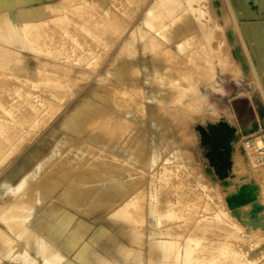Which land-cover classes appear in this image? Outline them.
Instances as JSON below:
<instances>
[{
	"label": "rangeland",
	"instance_id": "1",
	"mask_svg": "<svg viewBox=\"0 0 264 264\" xmlns=\"http://www.w3.org/2000/svg\"><path fill=\"white\" fill-rule=\"evenodd\" d=\"M105 1L106 0H47V6L44 8L38 7L31 12L18 13L16 16L19 17V19L15 22H31V26H29L28 29L24 28L22 30L19 28L15 30L17 32L15 35L16 44L26 45V47H33L36 49L40 48L39 51L11 49L0 42V47L5 46V48L9 49L6 50V52L3 51L7 54L0 55V73H2V75L0 74V78H34L36 81L40 78H59L57 79L58 85L60 87L62 86V88L59 87L60 97L62 99L60 103L63 101H66V104L70 103V105L67 104L70 106L68 109L72 108L73 99L72 93H69L67 90L69 85H76L78 83L77 80L85 81V78H106L105 82L99 84L98 87V115L96 124L90 130L93 137L83 144L85 146L90 144L88 146L92 151L90 152V156L87 160H83L80 163L75 161L74 163L66 164L65 174L58 179L61 180L59 182L60 186H64L65 188L60 187L62 191L61 189H59V191L61 192L50 191L41 194L38 192V196H33L34 200L31 205L35 209L41 208V210L44 211L42 212L47 215H55L57 213L65 217L76 215L78 218L83 219L85 221L83 222L90 228H93V226H98V223L106 220V215L104 213L117 210L121 207L120 204L125 205V203L130 201L134 196L137 195L140 200L143 198L146 199L151 183H158L157 178L161 176L162 169L167 167V169L170 168L173 171L177 170V167L180 166L181 171L179 170L178 174L176 173L177 177H172L170 175H167V177L172 179L169 182L170 185L176 186V188L173 189V197L170 199L174 209H176L181 220L182 218H188V221L176 224L177 227L174 229L175 232L183 236V239L191 232L194 222L203 215L205 206H207L206 204L209 203L210 207L215 212H221V210H223L225 213H229L228 208L226 211V199L244 184L255 186L257 190L256 202L261 210L258 218H262V220L259 223L248 219L243 220V218L238 216L233 217V220L242 227L241 236L245 239L241 240L242 242L237 241L238 244L237 242L236 244L235 242H230V245L233 246L231 249L236 252L235 254L230 252L231 256L230 253L229 255L223 256L214 253L215 256H213V252H211L212 245L215 244V242L220 243V245L223 243L220 240H201V249H203V251L195 253L196 256L193 254V260H197L198 258L196 264H198V262L199 264H237V262H242L240 264H252V260L249 259V261H247V258H255V255H259V257H257V261H255L256 258L253 259V264L255 262V264H257V262L258 264H263L264 180L263 174H259L255 168L247 165V149L244 143L253 142L258 137L264 140V131L244 138L240 135H233L234 137H231V135H227V132L224 131L221 126L236 125L234 115L239 116L242 122L245 123L252 117L257 115L260 116L261 110L264 111L262 96L251 79V76L231 79V77L217 64L216 57L223 56L231 61L234 50L240 46L238 37L232 30V18L230 17L231 14H229V9L226 7L223 0L194 1L193 3L202 8L204 13L197 10L196 15L198 19L192 22V30L197 33L193 45L187 46L182 53L178 52L170 56L166 54L163 55L160 51L161 54L157 59L152 60L150 56L153 47H142L140 40H137L134 46L126 45L127 43L125 42V38H127L132 31L129 27V18L134 16L133 14L137 12L139 7L138 3L127 4L125 0H119L122 2H119V8L122 5L126 6V8L123 10V7H121V10H117L114 14H111L112 16H110V18L114 21H110L98 11ZM17 2L23 3L24 0H17ZM142 2L143 13H147L149 11L147 9L149 6L147 2L152 3L154 0H142ZM263 2L264 0L232 1V5L239 6L240 14L242 13V16L240 15L242 22L252 23L255 25V29L259 28L256 32L253 30V33H255L254 35L252 33L255 39L257 38L258 40L259 38H262V40L264 39V34H262L264 30ZM95 6H98V8ZM61 8L63 9L62 11ZM124 11H126V13H124ZM248 11H251L252 14L249 12V15ZM246 12L248 18L246 17ZM251 15H255V17ZM259 15L260 17L258 18ZM139 17L138 15V19ZM58 19L59 22H56ZM84 19H89V22L85 21L87 24L86 27L99 33L103 41H105L104 43H91L90 38L85 35L82 28H79V26L74 32L79 36L80 42L83 43V49L75 47L63 36L62 30L64 31V27L65 29L67 28V24L69 28L72 26L73 21L84 24ZM50 20H52V22ZM201 22H204V24ZM47 23V29L44 30V27L46 28L45 24ZM102 23L105 25L103 26ZM63 24L66 25L63 26ZM183 24L184 23H182V25ZM40 29H42L43 32ZM71 29L73 30L72 27ZM37 30H40V32ZM39 33L41 35H39ZM257 34H259L260 37ZM207 39L210 40V43ZM255 43L257 47L256 53H260V57L258 56L257 58H259V60L261 58L259 62L263 63H260V67L256 62V66L260 67H258V72L259 75L261 74L260 79L264 85V77L262 78V76H264V57L261 55V53L264 54V52H261L264 48V41H262V43L258 41L257 43L256 40ZM166 44L167 43H164L162 46L160 45L157 51L161 47L164 48V46L167 45L168 47L171 46V44ZM259 45H261L262 49ZM42 47L43 50H41ZM87 49L92 51L90 55L85 54ZM190 50L197 52L192 56V59L189 57L187 58L185 55L190 52ZM217 50L219 54H217ZM13 52H25L24 54L27 56L23 58L8 57V54H12ZM49 52H51L52 55H50ZM59 54H63V57L55 60L56 56ZM49 55L52 57L51 59H49ZM213 55L215 57H213ZM31 56L33 58H31ZM66 57L68 60H66ZM80 57L82 58V64H78V59ZM117 59L118 64H120L121 75L125 79L124 83L118 82V77L115 75L103 74L108 68L115 69L111 67V65ZM65 61H67L66 64ZM143 61L152 62V65L149 66V70L152 73L150 76L153 78L151 82L157 88L155 90L158 95V101L156 103L149 102L141 97L145 91L142 78H146L142 68ZM16 64L17 66H14ZM212 65H215V75H207V77L209 76V80L203 81V79H205L203 73L209 70ZM54 67H57V70L54 69ZM260 71H262V73ZM3 73H10V75ZM161 80L164 82L163 84H160ZM219 85H221L222 91L218 89ZM42 87H45V85ZM42 87L41 89H43ZM102 91L105 92L101 95ZM82 93L80 92V94ZM233 96L238 97V99L231 102ZM102 98L105 99L104 102H100ZM136 100H138V104H135ZM150 110H153L154 115H150ZM151 120H156L157 123L161 125V129L157 130L155 127H152ZM49 129L48 127L45 131ZM215 129H217V131ZM229 131H231V129ZM159 134L164 135L165 138L162 139L161 136L159 139ZM152 138L155 139V142H153ZM169 138H172L173 141L179 144L182 156L178 159H171V162L165 163L164 160L169 156L167 151L173 147V145L172 147H168L173 143L166 141ZM39 139L40 138H38V140ZM35 143L31 144L27 148V151L31 150L35 146ZM221 143L224 145V148L221 147ZM155 146H159L162 149V157L157 164L152 163ZM213 151L217 154L221 151L223 152L222 158L231 160V170L227 176L224 174L226 164L220 162L215 156H212L211 154ZM98 154L105 155L107 158L106 161H109L105 166L106 174L108 175L106 179L101 177L102 170L99 169ZM236 156L241 158L243 162L240 160V162H236ZM21 158L22 157H19L17 159L18 163L21 162ZM211 160H214L215 166H212ZM117 165L124 166L127 169L137 168L141 171L134 181L136 188H133L131 195L125 199H122L120 194L114 193L111 189L101 186L102 184H109L111 167ZM207 169L211 171V177L215 180L209 177L210 175H208ZM5 172H8V169H6ZM1 178L2 176H0V179ZM68 179L72 180L69 182ZM199 181L209 185L207 192L197 187ZM223 181H226L227 186L222 184L224 183ZM98 184H100L99 188ZM68 186V190L70 191L68 196H65L63 192L66 191ZM98 192L103 194L100 196V200L103 201L100 206L104 207V202L110 201V194L116 196L115 200L118 201L117 206L106 207V209H108L106 210L107 212H103L104 209L98 207ZM36 197L37 199L35 201ZM142 209V207H138L137 209L128 207L127 212L132 216H138L140 218L142 217ZM242 209H244V207L241 208V211ZM2 211H6V207H4ZM223 222L225 225L230 222V213L229 216L228 214L227 216L224 215ZM134 227L135 228H127V230L135 231L142 236H146L148 235L147 233H149V229L146 228L143 219ZM8 232L13 236L12 241L17 240L11 230L0 225L1 236L4 233L9 237L10 234ZM36 232L40 234L38 230ZM125 235L124 238L120 236V240H129L130 242L135 240V242L131 244L127 243L134 248L131 251L129 250V254L126 256L122 255L119 258L112 254V252L105 251L106 248L99 245L98 248L101 249V254L96 255L95 264H98V259L107 264L109 262L115 264L118 260L122 261L123 264L158 263L156 260L151 261V259L152 257L156 259V257H161L164 254V251H157L155 249L156 246L160 245V242L165 244L166 253L169 254L171 252V250L167 248L171 240H151V242H149L148 240L136 239L132 237L131 234ZM0 240L8 239L4 236L1 237ZM227 240H230V238L228 237ZM181 243H183L182 245L200 244L198 240H193V242L190 243H186L183 240L179 244ZM226 244L229 245V243ZM215 246H218V244H215ZM181 251H184V249ZM240 252H242V256L239 254ZM260 254H262L261 257ZM198 256H200V258ZM227 256H229V258H227ZM71 257L70 254L69 260H71ZM237 257L238 260L240 258V261L237 260ZM181 259L179 264L189 263L188 260H185L186 256H183ZM162 263L176 264L173 254H170L168 260L166 259L162 261Z\"/></svg>",
	"mask_w": 264,
	"mask_h": 264
},
{
	"label": "bare ground",
	"instance_id": "2",
	"mask_svg": "<svg viewBox=\"0 0 264 264\" xmlns=\"http://www.w3.org/2000/svg\"><path fill=\"white\" fill-rule=\"evenodd\" d=\"M46 1L47 0H24L23 3H18L17 0H0V42L11 49L39 51L40 48L36 49L33 47H26V45L16 44L15 35L17 32L15 30H18L19 28H21L22 30L24 28L28 29V27L31 26V22L16 23L15 21L19 19V17L16 16L18 13L28 11L31 12L34 11L33 9L38 7L44 8L47 6ZM106 1L100 6L98 11L105 17H107L110 21H114L110 18V16H112L111 14H114L117 10H121V7H123V10H125L124 8H126V6L122 5L119 8V2H121L119 0ZM125 1L127 4L137 2L139 6L137 12L133 14L134 16L129 18V27L132 29V31L130 35L125 38V42L127 43L126 45L134 46L136 44V41L140 40L142 47H153L151 50L152 53L150 59L154 60L157 59L161 52L163 53V55L166 54L167 56L178 52L182 53L187 46L193 45V43L195 42L197 33L192 30L191 25L193 20L198 19L196 15L197 10L201 11V13H204V10L202 8L196 6V4L193 3L194 1L198 0H154V2L152 3L147 2L149 4L147 8L149 11L147 13H143L142 0ZM232 1L234 0H223L226 7L230 11V13H228L231 14V16H229L232 18V30L238 37L240 46L234 50V55L231 57V61H229L227 58H224L223 56L216 57L217 64L225 73H227L231 77V79H236L242 76H251V79L259 89L264 102V85L260 79L261 74L259 75L258 72V67L261 63L259 61H261V58L260 60L259 58H257L260 53H256L257 47L255 43L256 40L257 43L258 41L262 43L264 39H255V37L253 36L255 34L253 33V30H255L256 32V30H258L259 28L255 29V25L252 23L242 22L240 18L242 16V13L240 14L239 6L232 5ZM95 7L98 8V6ZM62 10L63 9L61 8V11ZM249 12L251 13V11H248V14ZM124 13H126V11H124ZM138 15L140 16L139 19ZM251 16L255 17V15ZM259 17L260 15L258 16V18ZM88 20L84 19V22H87ZM50 21L52 22V20ZM56 22H59V19ZM86 22L84 24H79L76 21H73L71 26L73 30L71 29V27H68V24L67 28L65 29L64 27V31L62 30L63 36H65V38L71 44L80 49H83L84 45L80 42L78 38L79 36L74 32L76 31L75 29L78 28V26L79 28H82V31L85 33V35L90 38L91 43L105 42L103 41L99 33L86 27ZM182 23L184 24L182 25ZM201 23L204 24V22ZM47 25L48 23L45 24L46 28L44 27V30L47 29ZM64 25L66 24H63V26ZM104 25L105 24H103V26ZM40 30L42 31V29ZM40 30L37 31L40 32ZM262 34H264V30ZM39 35L41 34L39 33ZM257 35L259 36V34ZM164 43H167L169 45L171 44V46L168 47V45L166 44L167 46H164V48L161 47L157 51V48L160 47V45H164ZM259 46L261 48V45ZM263 49L262 51H260L264 52ZM6 50L9 49L5 48V46H1L0 55L7 54L3 52H6ZM41 50H43V47ZM218 50L217 54H219ZM91 52L92 51L90 49H87V52L85 54L90 55ZM24 53L13 52L12 54H8V57L10 56L23 58L27 56ZM49 53L50 55H52L51 52ZM195 53L197 52H195L194 50H190V52L185 55L187 58L189 57L190 59H192V56L195 55ZM261 55H263L264 57V54L261 53ZM32 56L31 58H33ZM62 57L63 54H59L56 56L55 60L61 59ZM213 57L215 56L213 55ZM51 58L52 57L50 56L49 59ZM66 60H68L67 57ZM78 61V64H82L81 57L78 59ZM66 62L67 61H65V64ZM256 64L259 66L257 67ZM150 65H152V62L143 61L142 68L145 72L146 78H142V81L145 85V91L143 92V96L141 97L148 100L149 102L156 103L158 101V95L155 92L157 88L151 82L153 78H151L150 76L152 74L149 70ZM14 66H17V64ZM111 67L115 69L108 68L103 74L112 76L115 75L116 77H118V82L124 83L125 79L121 75L118 59L114 63H112ZM54 69L57 70V67H54ZM260 72L262 73V71ZM214 73L215 65H212L209 70L203 73L205 76V79H203V81L207 79L209 80V76L207 77V75L213 76L215 75ZM0 74L2 75V73ZM3 74L10 75V73ZM263 77L264 76H262V78ZM57 79L59 78H40L38 81H36L34 80V78H0V176H2V178L0 179V225L11 230L18 239L17 241L11 242L10 244H6L2 240H0V256L3 255L4 257L10 258L18 254L28 256V251L30 250L29 248L31 244L34 243H32L33 240H31V238L35 235L37 230L41 234L39 237L40 242L38 243V252L41 253L42 261L44 264H67V260L64 259L61 254L63 250L65 251V253H67V249H69V253L72 256L69 264H95V257L98 254V246L105 242H110V240H120L119 237L122 236L124 238V236H126L125 234H131L132 237L136 239L148 240L149 242H151V240H171L169 242V245H167V248L171 250V252L169 254L164 252L161 257H156V259L152 257L151 261L156 260V262H158L154 264H163L162 261H165L166 259L168 260V256L170 254H173V258L176 264H179L183 256H186L185 260L189 261V263L187 264H196L198 258L197 260H193L194 256H196L195 253L203 251V249H201V240H220L223 243H221L222 245H220V243L215 242V244H218V246H215V244H213V247L212 245L211 252H213V256H215L216 253L223 256H226L227 254L229 255L230 252L233 254L236 253L231 249L233 248V246L230 245V242H235L236 244L237 241L239 242L245 239L241 236L242 227L233 220V217L238 216L240 218H243V220L248 219L253 222L257 221L258 223L262 220V218H258L261 210L260 206L256 202L257 190L255 186L244 184L226 199V211L228 208L230 213V222L226 223V225L223 222V218L224 215L227 216L228 214L229 216V213H225V211L223 210H221V212H215L210 207L209 203L206 204L207 206H205L203 215H201L200 218L197 219L196 222H194L191 228V232L183 239V236L175 232L174 229L177 227L176 224H181L183 223V221L186 222L188 221V218H182L181 220L180 216L177 214L176 209H174L173 204L171 203L172 201L170 199L173 197V189L176 188V186H171L169 182L172 179H169L167 177V175L177 177L176 173L178 174V171H181L180 166L177 167V170L173 171L170 168L167 169V167L162 169L161 176L157 178L158 183H151L146 199L143 198L142 200H140L137 195L134 196L130 201H127L125 205L122 204V206L120 204L121 207H119L117 210H112L110 212L108 211V213H104L106 215V220L98 223V226H93V228H90L86 223H84L85 221L83 219L78 218V216L76 215H69L67 217L60 215L59 213L55 215H47L46 213H43L44 211L41 210V208L35 209L31 205V203L34 200L33 196H38V192L39 194L50 191L56 192L61 188H65L64 186H60L59 182L61 180L58 179L59 177H63L62 175L65 174L66 164L74 163L75 161L80 163L83 160H87L90 156V152H92L88 147L90 144H88L87 146L83 144L91 140L93 137L90 130L96 124L98 115V87L99 84L105 82L106 78H85V81L77 80L78 83L76 85H69L67 90L69 91V93H72L73 96L72 108L69 109L68 107H70V103H67L69 105L65 103L66 101L60 103L62 99L60 97V86L58 85ZM163 83L164 82L161 80L160 84ZM43 85H45V87H42ZM220 86L221 85H219L218 89L222 91V88ZM41 87L43 89H41ZM60 88H62V86ZM80 92L83 93L80 94ZM104 92L105 91H102L101 95ZM103 99L104 98H102L100 102H104L105 99ZM138 103V100H136L135 104ZM150 112V115H154L153 110H150ZM151 126L155 127L157 130L161 129V125L157 123L156 120H151ZM48 127L50 129L48 131H45ZM161 136L162 139L165 138L164 135L159 134V139L161 138ZM38 138L40 139L38 140ZM152 140L153 142H155L154 138H152ZM166 141L170 143L173 142L168 146L172 147L173 145V147L169 151H167L169 156L166 160H164L165 163L171 162V159H178L182 156V151L176 141H173L172 138H169ZM33 143H35V146L31 150L27 151V148ZM244 146L247 149V165L255 168L259 174H263L264 180V140L258 137L253 142L244 143ZM19 157H22L20 163L17 162V159ZM161 157L162 149L159 146H155L153 150L152 163L157 164ZM106 160L107 158L105 155L98 154V163L100 165L99 169L102 170L101 177L103 179H106L108 177V175L106 174L105 166L109 161ZM235 160L236 162H243L242 159L238 156H236ZM6 169H8V172H5ZM206 171L208 175H210L209 177H211V171L208 169ZM140 172L141 171H139L137 168L127 169L124 166L120 165L112 166L109 173V184H102L101 186L103 188L111 189V191L116 194H120L121 196H119L122 199L128 198L132 193V189L136 188V184L134 183V181L137 179L136 176ZM71 180L72 179H70L69 182ZM226 181H223L224 183H222L225 186H227ZM69 182L67 181V183ZM197 184V187L203 191L207 192V189H209V185L205 182L199 181ZM99 186L100 184H98V188ZM68 188L69 186L67 187L66 191L64 190L65 192H63L65 196H68L69 194L70 190H68ZM102 195V193L98 192V207L104 209L103 212L108 210L106 209V207L117 206L118 201L115 200L116 196L111 194L109 197L110 201L104 202V207L100 206L103 202L100 200V196ZM36 199L37 197L35 198V201ZM4 207H6V211H2ZM128 207H133L136 209L138 207H142V217L139 218L138 216H132L131 214H129V212H127ZM243 207L244 209H242L241 211V208ZM141 219H143L146 228L149 229V233H147L148 235L142 236L135 231L127 230V228L130 227L135 228L134 226L138 225ZM4 236L7 239L9 238L4 233L2 234V236L0 234V238ZM228 237L230 238V240H227ZM182 239L186 243L193 242V240H198L200 244H179L183 241ZM226 243H229V245H227ZM162 245L161 248L160 246H156L155 249L157 251H163L164 249L165 251V244L163 243ZM104 248H106L105 251L113 252V250H111L109 246H105ZM183 249L184 251H181ZM129 250L131 251V249L122 246L120 252L121 256H126L127 254H129ZM241 253L242 252H240L239 254L241 255ZM261 255L262 254H260V257ZM49 256H54L56 257V259L48 263L47 257ZM198 257L200 258V256ZM257 257H259V255H255L256 259L247 258V261L251 259L253 264V259L257 261ZM227 258H229V256H227ZM263 259L264 258H262V260ZM238 261H240V258ZM240 263L237 262V264Z\"/></svg>",
	"mask_w": 264,
	"mask_h": 264
},
{
	"label": "crops",
	"instance_id": "3",
	"mask_svg": "<svg viewBox=\"0 0 264 264\" xmlns=\"http://www.w3.org/2000/svg\"><path fill=\"white\" fill-rule=\"evenodd\" d=\"M238 99V97L233 96L231 98V102L236 101ZM234 121L236 122L234 126H224L223 130L227 132V135H231V137H234L233 135H240L243 138L244 137H248L251 135H255L258 133H261L264 131V111H260V116H255L252 117L248 122H242V119L237 116L234 115ZM226 123V122H224ZM231 129V131H229ZM230 137V138H231ZM9 233V232H8ZM10 234V233H9ZM40 234H38L37 232L35 233V235L31 238L32 243L30 246V250L28 251V256L23 255V254H18L15 255L14 257H4L3 255L0 256V264H8V263H14L16 262L17 264H44L42 261V255L39 251V245L38 243L40 242L39 240ZM13 236L10 234L8 240H2L3 242H5L6 244H10L11 242H15L17 240L12 241ZM132 242H134V240H132ZM129 240H110V242H105L103 244H100L103 246V248L105 246H109L111 250H113L112 254H114L115 256L119 257L121 256V247L124 246L126 248L129 249H134L131 245H128L127 243H132ZM64 243V240H63ZM163 243L160 242V248L161 245ZM105 245V246H104ZM66 251H68L67 253H65V251L63 250V252L61 253L63 258L67 260V264H69L70 260H69V249H67ZM164 251V249H163ZM165 252V251H164ZM98 254H101V249L98 248ZM56 257H47V261L48 263L52 262L53 260H55ZM76 264V263H75ZM80 264V263H78ZM98 264H107L106 262L101 261L100 259H98ZM108 264H114L109 262ZM115 264H123L122 261L118 260L117 262H115Z\"/></svg>",
	"mask_w": 264,
	"mask_h": 264
},
{
	"label": "water",
	"instance_id": "4",
	"mask_svg": "<svg viewBox=\"0 0 264 264\" xmlns=\"http://www.w3.org/2000/svg\"><path fill=\"white\" fill-rule=\"evenodd\" d=\"M221 126L224 128V126H226V125H221ZM215 130L217 131V129H215ZM221 147L224 148V145H222V143H221ZM211 155L212 156H215V158H217L220 162H224L226 164V168L224 170V174L227 176L228 173L231 170V160L230 159H224V158H222L221 156H223V152H221V151L218 154L215 151H213ZM210 162H211L212 166H215L216 165L214 163V160H211Z\"/></svg>",
	"mask_w": 264,
	"mask_h": 264
},
{
	"label": "built area",
	"instance_id": "5",
	"mask_svg": "<svg viewBox=\"0 0 264 264\" xmlns=\"http://www.w3.org/2000/svg\"><path fill=\"white\" fill-rule=\"evenodd\" d=\"M263 153H264V147H263Z\"/></svg>",
	"mask_w": 264,
	"mask_h": 264
}]
</instances>
